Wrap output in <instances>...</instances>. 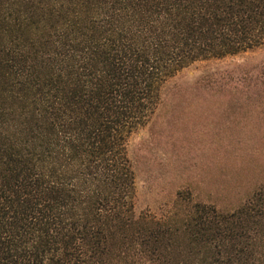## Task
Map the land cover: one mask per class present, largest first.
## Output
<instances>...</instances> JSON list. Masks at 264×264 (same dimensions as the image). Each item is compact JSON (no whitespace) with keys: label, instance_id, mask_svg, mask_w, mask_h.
<instances>
[{"label":"trees","instance_id":"trees-1","mask_svg":"<svg viewBox=\"0 0 264 264\" xmlns=\"http://www.w3.org/2000/svg\"><path fill=\"white\" fill-rule=\"evenodd\" d=\"M262 44L264 0H0V264H264V190L173 231L127 151L180 70Z\"/></svg>","mask_w":264,"mask_h":264},{"label":"rangeland","instance_id":"rangeland-1","mask_svg":"<svg viewBox=\"0 0 264 264\" xmlns=\"http://www.w3.org/2000/svg\"><path fill=\"white\" fill-rule=\"evenodd\" d=\"M263 63L264 44L198 60L164 84L155 112L127 139L137 216L174 231L196 205L230 214L264 190ZM243 74L258 85L238 88ZM170 242L183 239L175 234ZM179 249L173 257L182 260Z\"/></svg>","mask_w":264,"mask_h":264}]
</instances>
